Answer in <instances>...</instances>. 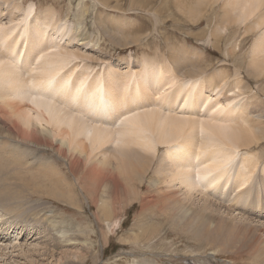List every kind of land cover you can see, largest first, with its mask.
I'll return each instance as SVG.
<instances>
[{
    "label": "bare ground",
    "instance_id": "6f19581e",
    "mask_svg": "<svg viewBox=\"0 0 264 264\" xmlns=\"http://www.w3.org/2000/svg\"><path fill=\"white\" fill-rule=\"evenodd\" d=\"M17 7L10 9V22L20 15L18 12H22ZM229 7L230 10H225L221 20L222 26L230 21L227 28H232L231 25L236 24V28L243 26L245 34H254L256 41L246 75L260 81L264 79V0H230ZM184 8L191 13L197 10L193 5L185 4ZM41 13L43 12H39V16L36 15L30 20L22 12L23 24L14 26L7 32L4 30L1 32V29L8 23L0 21V43L6 45L7 39L12 38L9 47H4L8 53L0 54V225L3 219V222L5 221L3 215L25 211V207L27 208L25 201L35 196L78 207L86 199L88 207L91 209L96 207V219L101 213L104 214L101 219L110 217L119 208L118 204L127 199L129 202L139 203L143 212H149L147 218L143 216V220L140 219V225L145 224L142 230L149 224L146 221L155 218L157 209H165L164 218L165 220L168 218L166 222L171 227L170 230L183 233L187 238L194 237L201 243L202 240L210 241V244L215 240L221 242V239L227 237L236 238L239 235L248 237L252 247L246 246L243 252L257 263L264 264L263 222L257 223L254 219L240 217L232 210L233 207H247L245 203L247 204L253 193H256L255 184L260 183L264 196V165L257 173L262 157L252 152L240 154L243 149L249 150L264 139V114L255 109L258 103L255 107L253 105L259 96L254 94L243 96L251 89L250 85H246L249 89L240 90L239 93L243 92V95L237 94L234 90L236 87L228 88L226 97L219 99L215 93L223 87L220 83L226 81L227 74H214L212 82L205 79L210 86L207 93V89H203L202 86L205 84L202 71L199 73L197 70L199 77L201 75L202 77L197 78L196 73L194 78L199 80L203 78L202 88L198 89L195 82L189 87L187 83L182 85L187 87L185 90L182 87L176 91L177 95L169 93L166 91L169 87L174 89V86L175 88L178 86L175 84L178 76L176 73H181V68L189 62L185 60L186 58L177 61L179 56L178 58L176 56L174 66L170 62L167 64L169 66L167 71L166 65L163 67V64L154 63L152 69L147 68L151 61L146 62L147 66H141L137 74H126L125 77L114 71V68L103 69L102 73L97 72L96 75L90 72L92 67L88 66L84 71H78L80 66L69 67L72 61L88 59L91 56L81 57L75 49L69 48L70 45L62 47L60 51L56 50L57 53L53 52L55 48H61L60 43L55 46L46 43L43 45L45 47H42V41L47 36L46 27H50L53 20L50 18L51 12H46L47 15L44 12V16ZM103 22L106 24V21ZM122 26L119 20L117 23L119 32H123L120 30ZM222 28L219 33L214 30L212 32L220 35L223 32ZM61 30V27H57L58 35ZM107 32L117 44L130 45L128 38L123 40L119 34L108 30ZM83 39L84 37H81V40ZM18 46L21 53L27 52L22 64L21 58L13 57ZM37 50L41 60L34 70L37 72L40 69V72L32 73L28 52ZM187 54L188 51L186 56ZM190 55L192 58L193 55L191 53ZM242 59L244 60L241 57L239 61L243 63ZM234 81L237 83L233 82V87L235 83L241 85L243 82L241 78ZM245 84H242L243 88H247ZM261 89L264 91V84ZM165 91L168 94L163 93ZM156 94L159 95L158 103L155 99ZM241 95L244 98L238 99ZM178 97L182 98L177 102ZM209 99L214 103L205 110L203 108ZM176 103H180V107L185 109L182 110V114L174 112L179 110L175 108ZM197 110L202 112L201 115L195 114ZM203 112L205 115H202ZM162 149L163 154L158 158ZM34 151L43 152L46 157L45 155L38 157L39 154ZM238 157L241 158L237 160ZM57 159L64 162L66 171L63 169L64 164L61 163L60 166ZM27 174H32L31 176L35 178L31 179L35 181L36 177L37 179L43 177L45 180L43 179L41 183L37 180L28 184ZM69 175L73 176L72 182H68ZM31 179L27 180L31 182ZM145 182H149L148 185ZM210 189L217 190L218 194L226 196L227 199L235 191L234 198L230 197L234 204L228 207L214 202L204 194ZM38 201L40 200H36L37 203ZM133 204L130 203V207ZM251 204L257 209L254 202ZM49 205L50 203L46 206ZM125 207L126 205L123 210ZM49 208L44 212L45 215L38 216L43 224H46L48 236L44 235L47 230L41 231L44 236L36 237V240L34 238L36 234L32 237V230L29 231L24 226L18 225L17 228L13 223H10L9 227L0 226V241L6 242L12 237L19 239L25 229L23 239L26 242L33 238L38 241L34 247L20 245V249L25 247L28 249L27 251L18 249L19 252L12 251L9 247L11 244L7 243V246L0 244L4 248L0 247L2 262L65 264L67 254L62 249L66 248L72 255L66 264H89L95 251L94 244H90L91 241L88 242L87 237L81 240L82 234L86 233L79 228L74 218L60 213L55 207ZM260 208L264 214V206ZM37 211L34 212L38 214ZM222 214L227 215L229 219L224 218ZM172 220L173 223L169 224ZM20 227H23L22 231ZM211 234L217 235L218 239L210 240ZM43 237L48 241L43 240ZM150 237L148 234L143 235L144 240ZM135 239L139 241L137 244L141 242L140 236H135ZM220 242L211 249L212 254L220 250L219 247L222 245ZM76 248L84 251L85 255L77 254V250H73ZM237 255L241 257L239 253ZM133 264L138 263L134 260Z\"/></svg>",
    "mask_w": 264,
    "mask_h": 264
},
{
    "label": "rangeland",
    "instance_id": "374dc122",
    "mask_svg": "<svg viewBox=\"0 0 264 264\" xmlns=\"http://www.w3.org/2000/svg\"><path fill=\"white\" fill-rule=\"evenodd\" d=\"M205 1L206 0H108V1L106 0H0L1 2L0 21L3 22L4 24L8 23L7 25H5L6 27L4 26L2 27L1 32H3V30L7 32L14 26L22 25L23 24L22 19L24 18L22 12L23 14H25V16L29 17L30 20L34 19L36 15L39 16V12H43L41 13L42 15L44 14V12L45 13L51 12L50 18L53 21L51 22L50 27L48 26L46 27L47 36L42 41V47H45L43 45H45L46 43L52 44L53 46L60 43L61 48L59 49L55 48V50L53 51L57 53V51L58 50L60 51L62 47H68V45H70L69 48L75 49V51H77L81 55V57L85 55V57L91 56L93 59V60L89 59L91 57L88 58L89 61H86L88 60L86 58L74 59L73 61L75 62L72 61L69 67L74 66L77 68L78 66H80L78 71H84L87 66L88 68L92 67L91 68L92 71L90 70V72H93V75L95 73L97 74V72L102 73L103 69L108 70L114 68L113 69L114 71H118L117 73L119 75H123L125 77L126 74L127 75H130L131 73L137 74L141 66L146 65L147 64L146 62L149 63L150 61H151L150 65L149 64H147L148 66L146 65L147 68L151 67L152 69L155 66L154 65L155 63L156 65L163 64L162 65L163 67L166 65L167 68H165V70L166 69L168 70L169 66L167 64L171 63V65L174 66L175 65L174 60L176 56L177 58L179 56L180 58H178L177 61L186 58L185 60L187 61L189 60V62L184 64L185 66L183 65L184 67H182L183 70L181 68V73L175 72L178 75L176 76L177 80H175V84L178 86L180 84L181 85L179 87L176 86V88L178 87L177 90L175 86L174 89H172L173 87L172 88L169 87L168 90H166L167 92L169 91V93L176 94L179 90L182 89V87L183 90H185L187 88L185 87L187 83H188L187 86L189 87V85L195 82L194 84L196 85V87L198 86L197 87L198 89L204 86L203 89H207V93H208V91H210L208 87L210 86H208L206 80L212 82L213 80L211 78L214 77V74L220 73L222 75L226 73L227 74V78L225 79L226 81H224V83L223 82L220 83V85L221 86L223 85V87L220 88V90H218L215 93L218 95L219 99H224L226 97V95L228 94V88L233 89L236 87L234 90L237 92V94H242L243 92L239 93L241 92L240 90L242 91L247 90L250 87L252 90L250 89L251 91L248 90L247 92L244 93V95L243 94L242 95L244 97L248 95L251 96V94L259 96L257 100L258 102L256 101L253 105L255 107L256 103H258V106H256L257 108L255 107V109H257V111L259 110V112H263L264 114V98H263L264 91L261 89V87L264 84V79H261L259 81L255 77L250 78L249 74H248L249 77H247L246 75L248 73L247 67L249 65V59L252 56V48L256 41L254 34L253 33L245 34L243 26L236 28L237 27L236 24H232L231 25L232 28H227L226 26H228L227 25L228 23L230 24V21L226 22L222 26L221 20L224 17L225 10L227 9L230 10L229 7L230 0H208L207 4H205ZM19 3L20 5L18 6ZM185 4L190 6L193 5L197 10L194 13H191L189 12V10L184 8ZM17 6L19 7V10L22 12H18V14L20 13V15L17 18L13 19L14 22L13 21L10 22V16H9L10 9L15 8ZM180 6L183 7L184 9L181 8ZM45 18L43 17V19ZM119 20L121 21V25H123L120 28V30H122L123 32H119L117 30V23ZM103 21H106V24ZM17 22H19L20 24H18ZM57 27L58 28L61 27L62 29L59 32V35L57 34L56 31ZM110 27L112 30H110ZM221 27H223L222 28L223 32H221L220 35L218 34L216 35V33L220 32ZM125 29L128 31H125ZM107 30L111 33H115L117 35L119 34V36H121L123 40H127L128 38L130 45L117 44L109 36ZM213 30L214 32L216 31V33L212 32ZM230 30H232L231 33ZM80 36L82 38L84 37V39L81 40ZM85 39L88 40L86 41ZM11 42H12V38H8L6 41V45L0 43V54L2 52L1 55L8 53V50H5L4 47L6 46L9 47ZM66 43L68 44L66 45ZM19 45L21 46V44ZM20 46H18L19 51H20ZM234 49H235V53H233ZM18 50L16 54L13 55V57L18 59L21 58L20 63L22 64V61L25 60L24 57L27 52L23 54L21 53V51L18 52ZM79 50L84 52L81 53ZM170 51H172L173 53ZM187 51L188 54L186 56ZM51 52H49L48 55L49 57ZM189 52L193 55L192 58L190 57L191 55ZM87 53H89L90 55L89 54L86 55ZM195 53L197 55H195ZM28 55L30 57V62L32 63V70H31L32 73H39L40 69L37 72L34 70V68L38 67L37 64L41 60V56L39 55L38 50L36 52H28ZM241 57L244 58V60L242 59L243 63L239 61ZM34 60H36V62H32ZM239 62L243 67L240 65ZM78 63L81 64L79 65ZM188 65H191V67ZM192 68L193 70H190ZM198 68H200V70ZM98 69L99 71H97ZM197 70L199 73H201L202 71L203 78L204 80L206 79L205 80V84L207 83L206 85L204 83L202 84V82H204V80L202 81L203 78L200 80L195 79L196 77L198 78L200 75L197 72ZM182 72L185 73L183 74ZM239 72L241 74H239ZM123 73H125V75ZM194 75H196L195 78ZM202 75L200 77H202ZM235 75H238V77L237 76L235 77ZM235 78L236 79L241 78L243 80L242 82L243 85L246 83L245 86L247 84L248 86L249 85L250 86L249 87L246 86L247 88H243L242 84L236 85L237 82L234 81L236 80ZM233 82H236L234 87L232 86ZM155 84H157V82H155ZM183 84L185 85L182 86ZM239 86H241L243 89ZM166 91L163 93H167ZM242 95L241 97H238V99L242 98L243 97ZM182 97L180 98L178 97L179 99H177V102L180 101ZM157 98L159 99V95L157 96L156 94L155 96L156 103L159 102ZM184 99H186V97ZM182 102L183 101L181 100V103ZM213 103L214 102L211 99H209L208 104L205 105L203 109L208 110L209 106ZM175 108L179 110L174 112H178L179 114H182V110H185L183 109V107H180V103L179 104L176 103ZM196 112L197 113L195 114L197 115H201L200 113H202L199 110H197ZM202 115H205V113L203 112ZM10 129H11V125H10ZM257 143L253 145L249 150L248 148H246V150L243 149L240 154H244L245 152L248 153L252 152L260 155L262 157V161L260 162L259 167L257 169V173H259L261 166L264 165L262 164L264 162V139L260 140V142ZM33 150L35 149L33 148ZM163 151L164 149L160 151L158 158L161 157L160 155L163 154ZM34 152L37 153V151ZM37 154H39L38 157H42L43 155H45L46 157V154H43V152L41 153L39 152ZM162 158H164V156ZM239 158L241 157H238L237 160H239ZM57 160L60 163V166L61 163L64 164L62 160L60 159ZM63 169L64 171H66L65 164L63 166ZM31 175L32 174H27V179L29 178L31 179V177H33ZM150 177H148V179ZM72 178L73 176L69 175L68 182H72ZM27 179L26 181L28 182V184H32L37 180H39L37 182L41 183L42 181L45 180V178L43 177H40V179L39 177L38 179L36 177V181L31 179V182L28 181ZM148 183L149 182H145L146 185H148ZM259 185L260 183L258 185L257 184L254 185L257 187V190L256 193H253V195L252 192H254L255 190L253 189V191L251 192L252 195L251 198H249L247 204L245 203L247 207L245 206L239 208L233 207L232 210L233 211L235 210V212L233 213H235L240 217H245L251 220L254 219L255 222L257 223L263 222L264 224V220H263L264 214L261 213L262 209L260 208L264 206V196H262L263 193L262 190L260 189L261 185L260 186ZM202 189L203 188L201 187V190ZM216 191L217 190L214 191L213 189H210L207 192L205 191L206 193L204 192V194L208 195L210 199H212L214 202L220 205L230 207V204H234V202L232 203L231 199L234 198L235 195L233 194H236L235 191L230 196L231 199L230 197L228 198L229 200L227 199L226 196L220 195L218 194V191L217 192ZM257 191L260 192L258 193ZM257 194H261V195L256 196ZM31 198H32L31 200L28 199V201H25V203H27L26 204L27 208L25 207L24 209L25 211L13 213L10 215H3L5 221L3 222L4 220L3 219L0 226L3 225L2 227H6V226L9 227L11 225L10 223L17 225V228H19L18 225L24 226L29 231L32 230L31 231L33 232L32 237L36 234L34 238L37 240L38 237L47 235L48 233L46 224L44 225L43 222L40 220V218H38V216L41 217L43 214L45 215L46 213L44 212L48 211V209H50L49 207L51 206L53 208L55 207L60 213H64L68 217L74 218L75 221L78 222L79 228H81L82 231L86 233L85 235L82 234V236L80 237L81 240L87 237L86 238L88 239L87 241L88 242L91 241L89 243L92 245L94 244L93 246L95 247V251H93V256L91 257V261H89V264H133L134 260L138 264H144L146 262L148 264H251V263L260 264V262L257 263V261L252 260L249 255L243 252L246 246L252 247L250 240H248L249 239L248 237H242L241 235H239L236 238L232 236L234 238L227 237V239H221L222 243L219 240L212 241L211 244L210 241L204 242L202 240L201 243L200 240L198 239L196 240V238L194 237L187 238L186 237L187 235L183 233H180L176 230L175 231L170 230L171 227L167 224L168 218L167 220H165L164 218L165 209L163 210L157 209L156 215H154L155 218L152 217L154 219H149L148 221H146L149 223L147 226V228L148 227L149 228L147 229L144 227L145 229L142 230V226L145 224L142 223L140 225L141 223L140 219L143 220L142 218L143 216H146L147 218V216H149V212L148 213L143 212L142 208H140V206L138 205L139 203L135 201L129 202L127 199L123 200V203L118 204L119 208L115 210V212L112 213L110 217L101 219L104 216V214L101 213L100 217L96 219L95 217V212L97 211L96 207L92 209L88 207L87 203L85 202L86 199L84 202H82L81 206L78 207V206L68 205L66 203L55 202L46 198L41 199L40 197L38 198L36 196ZM36 200H40V201H38L37 203ZM34 201L36 202V204ZM252 202H254L255 205H257V209L251 204ZM48 203H50V205L46 206L48 205ZM130 203H134V204L130 207ZM125 205L126 207L123 210V207ZM40 207H42L43 210ZM31 209L32 211H30ZM126 210L128 213H126ZM34 211H37L38 214H36V212ZM33 212L35 213V215ZM222 215L224 218L229 219L227 215L224 214ZM107 220L111 221V223H109V221L106 222ZM108 223L110 225H108ZM172 223L173 220L169 222V224ZM40 228H44V229H40ZM20 230L22 231L23 227H20ZM25 230L23 231L24 233L21 232L22 234L19 236V239L12 237V239L6 240V242L5 240L0 241V244L1 245H6L7 243L11 244L9 247H11L10 249L14 252L15 251L19 252L18 249H20L19 247L20 245H24V244L31 245L29 247L36 246L35 244L38 241H36L34 238L31 239L29 242H26V240L23 239L25 236ZM41 231L42 232L45 231L44 232L45 234L43 235ZM107 231H109L110 233L109 235L107 234ZM145 231H147L148 233H145ZM38 233H40V235ZM262 233L264 234V232ZM144 234H148L151 237L144 240L143 238ZM135 236L141 237L140 243L138 244L136 243L138 240L136 241ZM216 237L217 235L211 234L209 239L213 240ZM262 238L264 239V237ZM43 240L48 241L47 238L44 239V237ZM247 240L248 242H246ZM198 241L200 242L198 243ZM218 242L222 244L219 247L222 253L219 250L218 252L212 254L211 249L215 247L216 243ZM1 248L4 249L3 247ZM13 248H16V250H14ZM23 249L27 251L28 248L25 247L20 250ZM62 250L64 251V253L67 254L66 255L67 259L65 260V264H66L68 263L67 260L72 258L71 257L72 255L68 249L63 248ZM73 250H77L76 252L77 254L85 255V252L80 250V248H76ZM238 253L241 255L240 258L237 255ZM2 261L0 260V264H6V262H2Z\"/></svg>",
    "mask_w": 264,
    "mask_h": 264
}]
</instances>
